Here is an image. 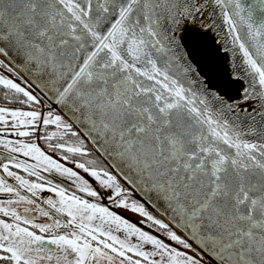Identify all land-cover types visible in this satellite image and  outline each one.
I'll return each mask as SVG.
<instances>
[{
	"label": "snow or ice",
	"instance_id": "snow-or-ice-1",
	"mask_svg": "<svg viewBox=\"0 0 264 264\" xmlns=\"http://www.w3.org/2000/svg\"><path fill=\"white\" fill-rule=\"evenodd\" d=\"M0 264H264V0H0Z\"/></svg>",
	"mask_w": 264,
	"mask_h": 264
}]
</instances>
